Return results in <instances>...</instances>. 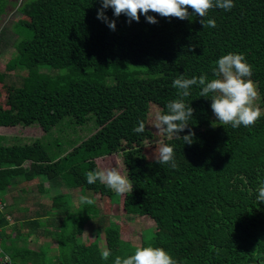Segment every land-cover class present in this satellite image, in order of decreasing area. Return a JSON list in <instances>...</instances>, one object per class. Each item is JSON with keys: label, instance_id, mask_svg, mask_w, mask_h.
I'll use <instances>...</instances> for the list:
<instances>
[{"label": "trees", "instance_id": "obj_1", "mask_svg": "<svg viewBox=\"0 0 264 264\" xmlns=\"http://www.w3.org/2000/svg\"><path fill=\"white\" fill-rule=\"evenodd\" d=\"M233 3L230 11L209 10L205 19L215 20L214 28H203L191 9L185 20L149 12L158 21L151 24L143 14L139 22L129 23L126 15L115 17L108 8L105 14L115 20V31L97 19L100 0L23 3L19 12L24 18L15 24L32 36L21 43L13 68L25 74L18 76V84H3L7 94L0 105V127L36 126L43 138L65 120L76 127L93 121L95 130L66 148L59 143L56 149L41 140L23 146L0 144V193L10 184V166L29 160V178L41 175L43 183L48 182L42 189L45 194L53 187L78 188L80 196L93 203L81 201L76 208L59 191L38 203L35 217L17 218L12 228L7 220L12 213L0 205V238L5 229V237L12 230L18 231L19 239L24 233L20 222L34 233L44 232L56 245L54 264H114L116 257L133 255L136 249L95 203L109 206L115 192L99 180L94 184L86 180L89 171L100 170L96 159L118 155L133 186V191L119 194L118 204L127 217L145 216L155 223L151 241L140 248H162L176 264H264V202L257 200L264 184V111L254 126L214 124L211 93L200 97L201 88L194 85L189 96L181 97L173 87L180 76L216 79L213 69L220 57L243 54L252 66L250 79L258 86L264 108V0ZM41 66L91 68L93 73L86 80L66 81L61 76L52 81L34 71ZM129 66L144 70L130 72ZM110 68L118 71L107 74ZM107 77L112 84L103 82ZM181 98L194 112L180 135L189 130L195 135L188 145L164 134L163 143L174 149L177 166L172 168L145 153L148 145L157 150L161 144L152 143L156 136L149 128V115L152 105L168 114L167 104ZM141 121L145 130L137 134L133 129ZM68 221L75 225L67 235ZM85 227L96 232L93 240H80ZM102 236L104 247L99 244ZM105 249L111 252L107 260L101 256ZM1 250L6 256L2 246ZM7 255L11 264H46L40 248H17Z\"/></svg>", "mask_w": 264, "mask_h": 264}, {"label": "clouds", "instance_id": "obj_2", "mask_svg": "<svg viewBox=\"0 0 264 264\" xmlns=\"http://www.w3.org/2000/svg\"><path fill=\"white\" fill-rule=\"evenodd\" d=\"M102 7L97 12V19L103 20L108 27L115 31V20H109L105 10L111 8L113 15L119 17L124 14L128 22L133 20L139 22L140 15H144L146 21L155 24L158 21L155 16L148 15L149 12L159 14L165 18L189 19V9L193 15L201 18L203 28L216 26L213 19H205L210 9L214 7L230 11L235 5L233 0H100ZM217 67L213 69L216 79L208 81L206 76L192 77L186 79L183 76L173 81V87L180 91L181 97L190 95L192 86L201 88L200 97L208 98L211 93V109L221 125H231L238 128L241 125L254 126L261 116V110L255 106L258 96L252 76V66L246 62L243 54L228 53L217 60ZM247 78V79H245ZM168 114L157 113L154 118L153 127L158 133H164L169 138L175 136L182 138L185 144L191 145L195 135L191 130L187 135L180 133L188 128V121L193 117L194 109L187 105L184 100L177 99L167 104ZM144 122H139L133 131L137 134L144 132ZM158 164H167L175 168V154L173 147L161 142L154 156ZM88 184H94L97 180L105 184L117 194H126L133 191L129 179L122 175L115 167L103 170L89 171L86 174ZM257 200L264 202V184L258 189ZM81 201L91 204L93 201L88 197H81ZM111 252L105 249L102 259L107 260ZM114 264H176L172 256L162 248L143 247L137 248L135 253L127 258L116 257Z\"/></svg>", "mask_w": 264, "mask_h": 264}, {"label": "rangeland", "instance_id": "obj_3", "mask_svg": "<svg viewBox=\"0 0 264 264\" xmlns=\"http://www.w3.org/2000/svg\"><path fill=\"white\" fill-rule=\"evenodd\" d=\"M21 18L24 17L18 12L12 11L11 13H9L0 20V105H4V100L6 99V94H7V88L3 87V84H8V83L10 84L12 82L18 84L19 82H21L18 76L21 77L23 76V74H25V72L21 73L20 71H18L21 69L13 68V66L17 63L16 61H18L19 59L17 57H19L18 49L21 43L25 40L30 39L32 36V33L29 29L21 25L18 26L15 24ZM143 70L144 69L142 67L129 66L130 72H138ZM34 71L39 75L48 77L47 79L49 80L51 79L52 81L59 79V77L61 76H66V81L86 80L92 78V73H93V70L91 68L69 70V68H52L49 66L37 67L34 69ZM117 71H118L117 69H113V68L105 70L107 74H112L113 72H117ZM2 75L6 77L3 78ZM103 82L107 85L113 83L111 77H107L103 79ZM254 85L258 93V96L255 100V106L259 107L262 113L264 111V108H261L262 105L260 104L261 102L258 92V86L256 84ZM158 112L160 113V110L156 108V106L152 105L149 115V128H151L152 132L155 133L156 136L155 141H153L152 143H156L157 145L163 142L165 138L164 133H158L157 129L153 127L154 118ZM68 122H69L68 120L61 122L59 125H57V127H55V129L47 137L43 138L44 134L42 136V132L39 130L40 128L38 127L34 128V130L30 132L29 136L32 140L35 138H37L38 140L41 139V141L45 142V145L49 143L51 144V146H54L56 149H59V147L56 146L59 145V143L63 144L64 147L66 148L67 145H69V143L80 142L83 139L89 138L94 133L95 124L93 121H90L88 124L82 127L68 125ZM212 122L214 124L219 123L213 111H212ZM146 144H148V142ZM145 150H146L145 153L149 157H154L156 155L155 154L156 148H152L151 145H148L147 149ZM95 162L97 163V166L99 167L100 170L115 167L122 175L125 176L124 167L122 165L121 158L118 155H111L103 158H98L95 160ZM47 183L48 182H45L43 186L48 187ZM66 188L67 187H62L60 188L61 190L56 189L54 187L51 188L50 191L44 196V203L47 202L48 198L51 197L52 194L59 191H63L65 194V198H67V200H69V202L73 204L76 208L79 207L81 204L80 190L78 188H74L70 190ZM87 192L90 193V191ZM112 198L113 199H111V204L109 206H104L103 201H99V202L97 201L95 203L99 209H102V213L108 214L110 216L111 223H113L114 225L117 224L119 226L121 238L125 242H128L130 246L133 247L134 249L140 248V246H142V242L146 246L153 237V231H155V223H153L151 219L145 216L127 217L124 214L122 204L121 205L118 204L119 194L115 192ZM28 208H31V212L27 211V209H23V212L20 214V217L25 216L28 219H30V217L36 216L35 212L32 213V211L34 210L37 212L39 207H37L36 205ZM105 211L107 213H105ZM43 224H47L46 221H44ZM74 225L75 223L73 224V222L68 221L67 231H66L67 235L70 233ZM19 227L23 229L22 231L24 233L20 235L19 237L20 243L17 246L25 250L26 249L38 250L39 248H41L42 251L45 252L46 254V264H54L57 256V251L55 249L56 245L52 241V239L47 237V234H45L44 232L41 234L34 233L32 228L24 227V224H22L21 222L19 224ZM10 228H12V226H10ZM87 228L88 227H85L84 229L85 233L80 237V240L84 242L93 240L96 237V232L92 230V232L90 233L89 228L88 229ZM42 230L43 229H39L37 231H42ZM28 232L30 234H28ZM2 236L3 238H1L0 246H2V248H4L5 252L7 253V251L9 250V248H7L8 241L10 242V239L8 237H5V229L2 230ZM99 244L101 247L105 246L103 236L101 237ZM12 249L14 248L12 247Z\"/></svg>", "mask_w": 264, "mask_h": 264}, {"label": "crops", "instance_id": "obj_4", "mask_svg": "<svg viewBox=\"0 0 264 264\" xmlns=\"http://www.w3.org/2000/svg\"><path fill=\"white\" fill-rule=\"evenodd\" d=\"M37 128L36 126L29 128L22 127H13V128H1L0 127V144L5 146H23L30 145L36 141L41 139H31L29 134ZM41 131V129H39ZM42 132V131H41ZM43 136V132H42ZM41 136V137H42ZM9 170H12V176L10 177V184L5 188L3 193H0V205L6 206L7 210L12 213L11 216L7 217V220L10 223L9 226H12V223L15 219H24L20 217V214L23 212V209H27V211L31 212L32 206H36L44 203L45 193L42 191L45 188L43 185V178L41 175H34L31 179L29 178L28 172L30 170V161L26 160L19 164L18 166L11 165ZM21 170V171H17ZM16 171V172H15ZM48 185V184H47ZM43 186V187H42ZM48 193V192H47ZM53 196V194H52ZM6 210V211H7ZM36 211H32V213ZM10 214V213H9ZM33 217H30L32 219ZM28 219V218H26ZM13 232V233H12ZM18 231L7 230V233L10 234V242L8 241L9 252L7 251L6 256L9 258L7 254H12L14 250H16L19 245L18 239ZM17 234V236H16ZM30 234V233H29ZM12 247L14 249H12ZM41 249V248H40ZM1 259V255H0ZM2 264H11V262ZM19 263V261H18Z\"/></svg>", "mask_w": 264, "mask_h": 264}, {"label": "flooded vegetation", "instance_id": "obj_5", "mask_svg": "<svg viewBox=\"0 0 264 264\" xmlns=\"http://www.w3.org/2000/svg\"><path fill=\"white\" fill-rule=\"evenodd\" d=\"M26 0H0V7L3 6V11L0 14V20L9 13L19 12V8L25 3Z\"/></svg>", "mask_w": 264, "mask_h": 264}, {"label": "built area", "instance_id": "obj_6", "mask_svg": "<svg viewBox=\"0 0 264 264\" xmlns=\"http://www.w3.org/2000/svg\"><path fill=\"white\" fill-rule=\"evenodd\" d=\"M0 242H1V238H0ZM0 254H2V250H1V246H0ZM1 262H3V263H7V262H9V258L7 257V256H5V255H1V260H0Z\"/></svg>", "mask_w": 264, "mask_h": 264}]
</instances>
